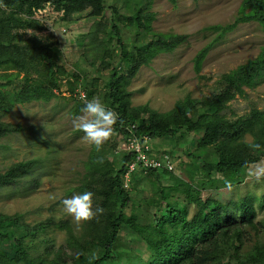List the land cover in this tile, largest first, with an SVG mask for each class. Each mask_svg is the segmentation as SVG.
<instances>
[{"label": "rangeland", "instance_id": "1", "mask_svg": "<svg viewBox=\"0 0 264 264\" xmlns=\"http://www.w3.org/2000/svg\"><path fill=\"white\" fill-rule=\"evenodd\" d=\"M242 3L243 0H104L103 11L88 8L65 14L49 4L35 10L32 19L42 29L20 30V33L53 43V54L57 56L63 73L57 75L51 71L55 84L45 85L48 98L15 103L11 111L0 116V123L20 129L0 139V174L14 164L36 162L34 168L15 184L0 187V215L20 214L22 222L28 225L47 220L55 224L67 222L73 234H83L85 221L78 224L64 211L61 200L81 193V188L89 183L85 178L88 162L97 148L73 126L74 118L93 98H99L110 108L107 85L112 69L118 68L127 74L124 64L120 63V50L111 32L113 23L120 29L122 43L132 53H135V47L148 43L164 44L175 35L186 37L182 44L170 51L152 45L146 54L147 62L139 66L126 87L131 107L146 106L159 114H167L179 101L213 98L222 88L220 79L224 74L260 54L264 33L258 22H241L232 29L223 30L233 24L241 12H247L243 11ZM139 9L143 16L137 25L130 18ZM15 73L0 71L2 92L13 89L4 80L6 76L14 77ZM22 77V74L18 75V79ZM244 90V94L229 101L223 111L229 121L247 116L254 109L264 112V83ZM88 93H91L90 97ZM200 136L184 129L173 139L150 142L156 157L164 154L170 157L174 164L172 174L184 185L187 182L185 167L191 164L190 156L195 155L196 148L202 144ZM244 140L251 142V135L246 134ZM121 141V136L113 130L110 138L102 144L110 153L108 160L113 167H117L120 160L117 146ZM260 162H264V157ZM249 169L240 185L201 190L197 183L189 187L190 191L196 194L200 190L202 199H217L236 215L239 213L238 204L251 203L256 214L255 222H263L264 178L250 177ZM136 184L138 186L133 189L132 185ZM160 184H170V181H157L154 176L146 175L129 183L127 190L137 202L132 208L141 224L148 221L144 202L157 197L155 192ZM174 195L181 202L184 200L183 194ZM96 207L93 201V208ZM195 211L193 204L188 205L187 220L191 226L196 224ZM30 239H26L27 243ZM67 239L65 230L52 226L30 241V253L36 257L49 250L55 252L64 248L70 254L66 249ZM253 240L264 241L263 229L255 233ZM116 250L117 264H135L144 255L146 247L137 241L135 234L124 230Z\"/></svg>", "mask_w": 264, "mask_h": 264}, {"label": "trees", "instance_id": "2", "mask_svg": "<svg viewBox=\"0 0 264 264\" xmlns=\"http://www.w3.org/2000/svg\"><path fill=\"white\" fill-rule=\"evenodd\" d=\"M47 4L65 14L72 10L105 9L104 0H0V71L16 72L14 77L6 76L4 80L13 89L5 92L0 89V116L11 111L15 103L48 98L45 85L55 84L51 71L57 75L63 73L53 54V43L20 33V30L42 29L32 15ZM242 4L243 11L247 12H241L235 22L223 30L241 22L256 21L264 33V0H243ZM141 14L139 9L130 20L138 25ZM111 32L120 50V63L127 72L112 69L107 85V104L118 114L113 130L123 139L129 136L173 139L184 129L200 134L202 144L196 148L195 155L190 156L191 164L185 167L186 185L173 172L137 169L131 181L146 175L154 176L157 181H170V184L159 185L156 198L144 202L148 221L141 224L132 208L137 202L123 186L124 174L134 155L120 152L117 167H113L108 160L109 151L101 145L88 162L85 178L89 183L81 190L91 191L93 201L103 212L85 221L80 236L71 232L67 222L55 224L47 220L28 225L22 222L20 214L0 215V264H117L116 244L124 230L135 234L137 241L146 247L135 264H264V241L253 240L257 231L263 229L264 232V221L255 222L252 204H238L236 215L228 205L214 198L202 199L200 190L192 194L189 188L197 183L201 190L240 185L249 167L264 157V112L254 109L247 116L231 121L223 114L229 101L244 94V88L253 89L264 83V45L255 59L221 77L222 88L213 98L179 101L169 113L159 114L146 106L131 107L126 87L139 66L147 62L146 54L152 45L170 51L186 37L175 35L164 44L155 42L135 47L132 53L122 43L115 23ZM19 74L23 75L21 79H18ZM75 78L78 80L77 76ZM19 130L17 126L0 123V139ZM246 134L251 135V142L244 140ZM35 164V161L14 164L0 174V187L15 184ZM226 180L229 184H225ZM132 186L135 189L138 185ZM176 193L184 195L182 202L175 197ZM190 204L196 207L194 226L187 220ZM52 226L67 232L66 249L70 254L62 248L32 256L30 241ZM27 238H31L29 243Z\"/></svg>", "mask_w": 264, "mask_h": 264}, {"label": "clouds", "instance_id": "3", "mask_svg": "<svg viewBox=\"0 0 264 264\" xmlns=\"http://www.w3.org/2000/svg\"><path fill=\"white\" fill-rule=\"evenodd\" d=\"M117 119L116 112L108 108L99 98H93L83 105L81 114L73 120V126L84 133L83 138L87 142L98 148L112 135L113 125ZM248 175L256 180L264 178V162H257L253 168L249 169ZM225 184H229V181L226 180ZM92 197L91 191H84L63 198L61 204L64 211L79 224L103 212L102 208H93Z\"/></svg>", "mask_w": 264, "mask_h": 264}, {"label": "built area", "instance_id": "4", "mask_svg": "<svg viewBox=\"0 0 264 264\" xmlns=\"http://www.w3.org/2000/svg\"><path fill=\"white\" fill-rule=\"evenodd\" d=\"M82 97H85L82 94ZM152 140L147 136L134 137L129 136L119 142L117 146L118 152H126L134 155L133 160L127 166V170L124 174L123 186L125 189L129 188L131 181V175L137 171V169L148 170H164L168 172L173 171L174 164L170 157L164 154L161 157H156L150 147Z\"/></svg>", "mask_w": 264, "mask_h": 264}]
</instances>
